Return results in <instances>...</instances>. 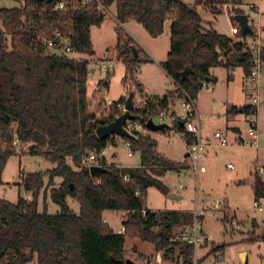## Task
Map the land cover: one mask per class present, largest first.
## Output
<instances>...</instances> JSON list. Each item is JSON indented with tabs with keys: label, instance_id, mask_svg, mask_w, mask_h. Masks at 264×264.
I'll return each mask as SVG.
<instances>
[{
	"label": "trees",
	"instance_id": "16d2710c",
	"mask_svg": "<svg viewBox=\"0 0 264 264\" xmlns=\"http://www.w3.org/2000/svg\"><path fill=\"white\" fill-rule=\"evenodd\" d=\"M98 1L106 8H115L117 24L135 22L152 39L159 38L165 24L170 23L169 53L161 68L171 79L173 91L161 99L134 103L131 112L146 132H149L146 129L149 120L160 112L174 111L175 96L179 100L184 93L196 100L204 83L213 84L212 69H225L227 81L232 79L235 69L250 79L251 53L242 42L205 30L194 8L178 0ZM58 2L24 0L21 8L0 9V178L8 159L19 154L44 158L54 165L48 173L49 186L55 178L61 182L50 192V201L58 210L54 213L46 209L42 213L38 211L37 198L44 188L45 176L41 173L22 174V188L32 195L30 201L20 196L16 204L0 200V264H125L127 238L152 245L156 253H163V259L176 250L185 257L183 264H192L187 258L193 252L192 246L171 240L173 228L191 225V214H159L143 207L142 198L150 188L168 195L160 178L167 171L179 168L156 152L154 140L148 135L125 139L130 142L132 152L139 154L136 170L141 173V179L130 177L124 181L120 168L108 165L104 158L100 166L105 173L92 177L87 169L80 167L83 158L90 153L99 155L106 148L108 141H100L95 132L121 115L116 105L125 104L127 98L114 102L105 118L98 119L90 113L87 63L74 58L94 57L90 30L100 27L105 17L86 8L68 7L64 12H53ZM202 3L196 0L195 6ZM213 3L235 6L239 0H214ZM238 14L241 13L236 11L231 16L234 25ZM53 32L61 34L62 46L69 48L70 55L64 54L62 48L57 50L60 53L47 52L40 38ZM260 59L263 63L264 47L260 48ZM138 63V56L125 60L129 80H133ZM186 69L190 71L182 79ZM107 87L105 77L97 90ZM136 89L141 91L139 85ZM229 113L248 116L255 114L256 109L230 107ZM167 130L170 129L162 132ZM172 130L182 132L177 124ZM184 140L190 144V138ZM16 146L26 148L27 152L21 148L16 152ZM252 191L255 203L264 201V182L256 174ZM68 197L78 203L77 214L67 206ZM106 211L127 215L122 233H115L102 223ZM247 235L244 242L256 241L253 234ZM219 250L220 247L212 248L211 252Z\"/></svg>",
	"mask_w": 264,
	"mask_h": 264
},
{
	"label": "rangeland",
	"instance_id": "374dc122",
	"mask_svg": "<svg viewBox=\"0 0 264 264\" xmlns=\"http://www.w3.org/2000/svg\"><path fill=\"white\" fill-rule=\"evenodd\" d=\"M178 1L195 9L201 17L204 29H211L226 36L232 27L229 17L236 11L240 12L241 14L238 15L247 16L248 20L256 25V27L252 26L256 37L254 42L257 43L259 40L260 46L264 47V0H239V4L235 6L230 3L211 4L214 0H201L203 5L199 6H195L196 0ZM207 1H210V5ZM205 3L208 8L205 7ZM23 5L24 0H0V9H18ZM114 14L115 8H108L104 23L100 27L91 29L94 52L105 58V61L113 62V67L107 75L95 72L87 79L89 111H95L98 117L102 114L101 110L94 107L100 99L107 98L110 102H116L120 98H127L132 93L133 103L141 101L136 85L127 83L129 77H126L125 73L126 59L138 56L139 63L134 69L132 79L135 83L140 81L146 87L144 89L149 88L151 91L156 88L160 91L158 93H165L167 90L163 89V85L169 84L158 66L160 60L166 59L168 52V22L165 24L163 34L152 40L140 26L138 27L141 32H138L137 28L128 30L127 26L118 29L113 21ZM236 38L231 39L236 42L238 41ZM251 40L247 39V42L251 43ZM85 58L87 57L80 56L74 59ZM210 75L215 80L214 86L208 85L202 88L195 100L201 135L203 138H210V147L204 152L206 157L200 162V166H203L205 171L197 176L191 172L184 140L172 130L171 125L164 124L170 129L166 133L144 131V135H148L156 142L157 152L170 162L178 164L179 168L177 171H167L160 178L168 189V194L176 196L178 200H170L168 195L163 196L156 189L150 188L142 198L143 207L159 214L161 212L189 213L192 210L194 216L203 214V221H198L197 224L201 225L202 235L208 238V241L194 247L193 254L196 261L203 260V262L211 263L212 258L214 261V258L219 257L221 261L216 264H264V201L257 202L262 208L259 212L253 206L255 201L252 191L255 174L264 182V62L261 63L259 77L253 82L246 81L240 69L233 71L230 81H227L228 74L223 68L212 69ZM105 77L108 79L109 88L102 89L103 93L100 95L96 85ZM153 92L156 91L152 90L151 93ZM174 99L177 101L176 96ZM253 100L257 102L253 106L256 109L255 114L246 116L229 113L230 107L251 106ZM154 124L161 125L157 120H154ZM253 124H256L258 135L256 147L249 144L242 145V142H251L247 130ZM216 129L222 131L229 129L231 132L228 133L227 147L217 146L212 137ZM235 138H241L239 144L235 143ZM20 148L23 147L16 146V152ZM126 154L121 146H118L117 151H109L105 159L108 163L114 161L115 166L138 169L140 162L138 154H134L131 158H128ZM228 165L232 168H227ZM53 168L54 165L40 156L12 155L0 178L2 182L0 200L16 204L20 196L30 201L32 195L23 190L22 177L24 174L41 173L45 176L44 188L37 198L38 211L39 213L45 209L48 213L58 211L50 201L51 190L61 183L60 179L55 178L49 186L48 173ZM66 203L73 213H78L79 205L74 199L68 197ZM197 203L198 205L195 206ZM121 215L122 213L106 211L102 218L106 219L108 227L117 233L126 221L127 215L123 214L122 218ZM240 222L251 223L250 228L240 226L238 224ZM102 223L105 225L104 222ZM195 223L196 221L192 225L194 226ZM186 229L185 232L181 226L173 228L171 240L181 244L183 235L191 236L189 233L191 227L187 226ZM154 232L157 230L154 229ZM248 233L256 237L255 242H244L248 238ZM217 247H220L219 251L211 252L212 248ZM124 251L125 261L131 264H156L157 253L152 245L138 239L127 238ZM243 253H245L244 262V256H241ZM177 256V251L174 250L163 259L162 264H176Z\"/></svg>",
	"mask_w": 264,
	"mask_h": 264
},
{
	"label": "built area",
	"instance_id": "2783aa9c",
	"mask_svg": "<svg viewBox=\"0 0 264 264\" xmlns=\"http://www.w3.org/2000/svg\"><path fill=\"white\" fill-rule=\"evenodd\" d=\"M70 7L71 9H77V8H86L88 10L94 9L96 12L100 13L103 17H106L108 8L104 7L102 3H100L98 0H62L58 3H56L53 7V12H64L67 10V8ZM247 17V16H246ZM231 19V16L229 17ZM248 19V18H247ZM231 22V20H230ZM248 26L251 30V34L248 37H245V39L238 38L239 42H242L243 45L246 47V50H248L249 53H251L253 59H252V72L249 81L251 80L252 82L255 81L259 77V71L261 68V59H260V44L259 40L257 43L254 41L256 40L254 31L252 29V26L256 25L252 24L249 20ZM232 27L230 29V36L236 37L238 35H241V30L239 26L236 24H232ZM234 25V26H233ZM246 35V36H247ZM42 41L43 46L46 48L47 52L51 55L57 52L58 49L62 48V51L66 55H70V50L69 48H66L65 46H62L63 42V37L59 32H53L51 35H46L44 34V37L40 38ZM247 39H252L251 43L247 42ZM255 43V44H254ZM61 51V52H62ZM60 53V52H57ZM84 62L87 63V79L89 77H92L95 72L98 73H103V74H108L110 69L113 67V62H108L105 60H93L90 58H85L83 59ZM208 85L214 86V84H208L204 83L202 88L207 87ZM98 93L101 95L102 89H98ZM138 95L141 97V101L137 102L138 103H144L148 101V99H151L153 97H149L146 95V92L144 91H138ZM154 102H159L155 101ZM177 106H175L173 112H160L157 116L153 117L151 120L154 123V120H157L161 125L162 124H168L171 126H174L175 124L180 125L182 132L179 134V136L183 139H189L190 138V144L187 145L188 148V157L190 160V170L193 174L196 176L200 173L201 171V166L200 162L203 157V154L205 152V143L207 140L203 139L202 136L200 135V125L198 124V114L196 111V101L195 99L189 98L187 95L182 93L181 97L177 101ZM114 102H110L107 98L100 99V102L95 105L94 108L100 109L101 110V116L98 117L95 111H90L93 115H95L98 119L99 118H105L108 116L110 113V109L112 107ZM256 101L253 100V105H256ZM117 109L121 111V115L125 111V104H117L116 105ZM118 118V117H117ZM124 130L131 136L133 137L134 135H144V126L139 123L137 120L136 121H126L124 125ZM248 135L251 137V142H242V145H247L249 144L250 146H255L257 145V139L258 135L256 132V124H253L251 127L248 128L247 130ZM218 147L220 148H225L228 145L227 139L224 137L222 132L220 131H215L212 136ZM108 143L107 146L104 150H102L99 155L90 153L87 157L83 158L80 162V167L85 168L89 170L92 167H100V160L105 159V156L109 151L113 152L115 149L118 148V146L127 153L126 156L128 158H131L134 154L132 153V148L130 142L126 141L124 138H120L118 136H112L107 139ZM23 151H26V148H22ZM139 156V154H138ZM106 161V159H105ZM108 165H114V163H111L109 161L106 162ZM119 167V166H118ZM121 168V167H119ZM228 168H232L231 165L228 166ZM94 177V176H92ZM124 181H128L130 177L125 176L122 177ZM94 182L96 184H99V180L95 179ZM135 196H138V193H135ZM254 208H256L259 212L262 211L261 207L254 202L253 204ZM203 214H199L198 216H194L195 221L197 222V219L202 218ZM197 223L190 229L189 233L191 236H182V242L183 244L190 245L193 248L197 245H203L205 244L206 241H208V238L204 237L202 235V232L198 230L197 228ZM189 238V239H188ZM178 260L176 264H183L185 257L183 255H178ZM190 259L192 264H216L220 263L221 259L219 257L211 259V263L208 262H203V260L196 261L195 255L191 254V256L187 257ZM163 261V253L158 252L155 257V263L156 264H162Z\"/></svg>",
	"mask_w": 264,
	"mask_h": 264
},
{
	"label": "water",
	"instance_id": "95a60500",
	"mask_svg": "<svg viewBox=\"0 0 264 264\" xmlns=\"http://www.w3.org/2000/svg\"><path fill=\"white\" fill-rule=\"evenodd\" d=\"M50 0H47V2H49ZM80 1V0H78ZM234 20L236 22V24L239 26L240 30H241V37L242 39H245L247 34H251V30L248 26V19L245 15H237L234 17ZM136 57V55H135ZM190 70L186 69L183 73H182V79H185L188 72ZM208 82V80H206ZM133 94L128 95L126 101H125V111L122 115H120L118 118H116L112 123L108 124V125H104V126H100L97 128L95 135L96 137L100 140V141H104L107 140L108 138L112 137V136H118L120 138H124V139H129L132 138L125 130H124V125L126 123V121H136L138 118L135 117L131 112L133 110ZM166 128H168L166 125L162 124V125H156L154 124L152 121H148L146 124V129L151 132V133H156V132H162L164 131ZM120 171V176L121 177H133L136 179H141L142 175L140 172H138L136 169L134 168H130V167H121L119 169ZM105 173V170L100 168V167H92L89 170V174L90 176H96L98 174H102ZM169 199H174L175 196L169 195L167 196ZM243 227H245L246 229H248L250 227L251 223L245 224V223H241ZM243 256V255H242ZM125 264H131L129 261H126Z\"/></svg>",
	"mask_w": 264,
	"mask_h": 264
},
{
	"label": "crops",
	"instance_id": "0c3cea01",
	"mask_svg": "<svg viewBox=\"0 0 264 264\" xmlns=\"http://www.w3.org/2000/svg\"><path fill=\"white\" fill-rule=\"evenodd\" d=\"M115 15V14H114ZM106 20V19H105ZM113 21H114V23L117 25V27H118V29H121L123 26H127V29L129 30V28H137V30H138V32H141L140 31V29H139V25L138 24H136L135 22H128V23H126V24H124V25H119V24H117V22H116V20H115V17H114V19H113ZM104 23V22H103ZM169 26H170V23L168 22V31H169ZM92 29V28H91ZM205 30H211V29H205ZM147 34V33H146ZM148 35V34H147ZM90 36H91V41H92V31L90 30ZM149 37V36H148ZM228 37H230V38H234L233 36H230V34L228 33ZM236 38V37H235ZM152 39V38H151ZM237 39V38H236ZM152 40H154V39H152ZM238 40V39H237ZM236 42H239V41H236ZM92 44H93V41H92ZM169 47H170V45L168 46V52H167V54H166V58H167V55H168V53H169ZM95 53V55H94V57L93 58H91V59H102V60H104L105 58H102V57H100L98 54H96V52H94ZM161 62H158V66L160 67V70L162 71V73L164 74V76H166V78L168 79V82H169V84H164L163 86V89L164 88H166V92L165 93H158V92H160L159 90H156V88H154V89H152V90H154V91H156V92H153V93H151V91L149 90V88H147V89H144V88H146L140 81H138L137 83H135L133 80H129L128 79V81H127V83L129 84V85H131V84H135V85H139L140 86V88H141V91H145L146 92V95L147 96H151V97H153V98H159V99H161L162 97H164V96H166L169 92H171V91H173V83H172V81H171V79L165 74V72L163 71V69L161 68V65H162V63H164L165 61H166V59L163 61V60H160ZM231 75H233V73L231 74ZM246 81H249V80H247L246 79ZM100 82V81H99ZM99 82L97 83V85H96V88H97V86H98V84H99ZM215 83V82H214ZM213 83V84H214ZM170 85V86H169ZM170 87V88H169ZM109 88V85H108V87L106 88V89H108ZM168 88V89H167ZM98 92V91H97ZM93 97V96H92ZM178 101V100H177ZM177 101H175V99H174V105L175 106H177ZM176 103V104H175ZM201 131V130H200ZM215 131H221L222 132V134L224 135V137L227 139L228 138V133L230 134L231 132L229 131V129L227 130V131H222V130H219V129H216ZM200 135H201V132H200ZM202 136V135H201ZM203 138V137H202ZM182 140H184L183 138H181ZM203 139H205V140H207V142L205 143V146H206V148H205V151H207V149L210 147V138L209 137H204ZM237 139H239V138H235V143H240V140H241V138L239 139V140H237ZM183 143H184V145H185V149H186V157L187 158H189L188 157V148H187V145L188 144H186V142H185V140L183 141ZM117 151V149H115L113 152H116ZM156 152H157V150H156ZM158 153V152H157ZM159 154V153H158ZM161 155V154H160ZM161 156H163V155H161ZM206 157V155L205 154H203V157H202V159H201V161L204 159ZM111 163H114V165L116 164L114 161H110ZM140 163V162H139ZM139 166V165H138ZM228 166H230V165H228ZM228 166H227V168H228ZM132 167V166H131ZM205 171V169H204V167L203 166H201V171L200 172H204ZM260 172V171H259ZM239 183V182H238ZM169 195H171V194H169ZM172 196H174V195H172ZM170 200H178V198L175 196V198L174 199H170ZM198 205V203L197 204H195V206H197ZM262 209V208H261ZM193 211V210H192ZM192 211H190L189 213H187V212H179V213H181V214H191V216H192V223H191V225L193 224V222L195 221L194 220V215H193V213H192ZM122 216H123V214L121 215V218H122ZM198 221H203V219L202 218H200V220H198ZM197 221V222H198ZM103 222L105 223V224H107L108 225V222H107V220L106 219H103ZM196 222V223H197ZM195 223V224H196ZM240 226L242 225L241 224V222L240 223H238ZM245 224H248V223H245ZM190 225V227L192 228L193 227V225L191 226ZM183 227V229H185V232H186V230L188 229H186V227L187 226H182ZM189 227V226H188ZM197 228H198V230L199 231H201V225H197ZM245 228V227H244ZM250 228V227H249ZM121 231H122V229L120 230V231H118L117 233H121ZM202 232V231H201ZM244 256V260H243V262L245 261V253H243V254H241V256Z\"/></svg>",
	"mask_w": 264,
	"mask_h": 264
}]
</instances>
